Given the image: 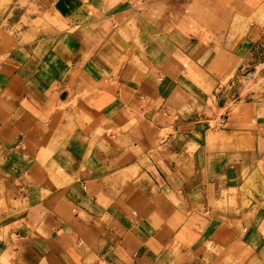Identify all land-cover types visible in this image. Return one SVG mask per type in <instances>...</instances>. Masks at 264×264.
<instances>
[{
	"label": "crops",
	"instance_id": "obj_1",
	"mask_svg": "<svg viewBox=\"0 0 264 264\" xmlns=\"http://www.w3.org/2000/svg\"><path fill=\"white\" fill-rule=\"evenodd\" d=\"M260 56L264 0H0V264H264V128L204 129Z\"/></svg>",
	"mask_w": 264,
	"mask_h": 264
},
{
	"label": "rangeland",
	"instance_id": "obj_2",
	"mask_svg": "<svg viewBox=\"0 0 264 264\" xmlns=\"http://www.w3.org/2000/svg\"><path fill=\"white\" fill-rule=\"evenodd\" d=\"M3 2L9 4L10 0H3ZM6 25L7 22H2L1 24L3 27H6ZM230 75L237 77L238 80L235 81L233 86L228 85L226 82L221 83L215 91V96H211L208 101V105L212 108L214 107L218 115L216 120L210 122L211 128H204L208 130L207 133L209 134L206 138L209 141L213 140L217 144L222 143L224 145L223 148H212L209 144L207 148L209 151L217 149L231 152L238 151L241 148H238L239 145L236 143H245L243 137H237L225 132L227 129H231L227 128L230 124L223 125L219 119L220 114L229 115L230 121L238 120V115L243 116L241 117V122H253L256 128H264V56H260V60H256L253 66L249 67L247 64H242L238 71H233ZM226 94L228 99L226 104H223L222 96ZM217 96L221 97V102ZM210 102L213 103V106H211ZM219 108H222V110H219ZM231 162L233 161L230 160L229 163Z\"/></svg>",
	"mask_w": 264,
	"mask_h": 264
}]
</instances>
